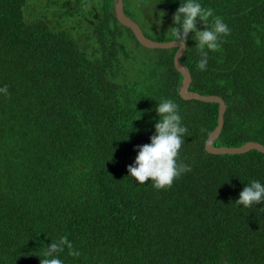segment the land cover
<instances>
[{
    "label": "trees",
    "instance_id": "1",
    "mask_svg": "<svg viewBox=\"0 0 264 264\" xmlns=\"http://www.w3.org/2000/svg\"><path fill=\"white\" fill-rule=\"evenodd\" d=\"M122 1L126 16L139 12L150 25L144 36L172 41L186 0ZM197 2L213 10L209 28L218 16L231 29L206 71L194 33L180 59L189 91L225 102L212 145H264V0ZM30 4L50 18L28 21ZM176 49L142 47L115 19L113 0H0V88L9 93L0 94V264H40L62 236L81 253L65 249L62 264H264V203H235L253 180L264 185V154L205 151L218 104L179 96ZM165 98L188 129L178 162L191 171L156 190L127 168L155 134Z\"/></svg>",
    "mask_w": 264,
    "mask_h": 264
},
{
    "label": "clouds",
    "instance_id": "2",
    "mask_svg": "<svg viewBox=\"0 0 264 264\" xmlns=\"http://www.w3.org/2000/svg\"><path fill=\"white\" fill-rule=\"evenodd\" d=\"M164 12L158 16L163 17ZM213 17L211 8H204L197 0H186L175 11L172 17L174 27H170L172 42L177 49H187L189 33L196 41L200 60L197 68L206 71L208 65V53L221 49L222 37L230 35L231 29L220 17H214L212 27H208V20ZM202 22L205 30L197 29V21ZM160 20H157V24ZM168 30V31H169ZM0 94L8 95V88H0ZM159 120L155 123V134L150 137V143L139 146L134 165L128 166L127 172L139 184H145L149 180L156 190H168L181 174L191 171V167L183 162H178L180 150L188 133V129L182 126V117L179 114V106L171 99H162L155 109ZM238 205L250 208L264 203V185L253 180L239 193ZM68 250V255L78 258L81 253L74 249L72 242L66 236L57 241H52L43 252L40 264H62L59 254Z\"/></svg>",
    "mask_w": 264,
    "mask_h": 264
},
{
    "label": "water",
    "instance_id": "3",
    "mask_svg": "<svg viewBox=\"0 0 264 264\" xmlns=\"http://www.w3.org/2000/svg\"><path fill=\"white\" fill-rule=\"evenodd\" d=\"M114 16L118 23L131 30L135 40L146 49H171L176 48L175 42H156L146 36L139 25L125 15L122 0H113ZM96 14L93 15V19H96ZM92 24V21H89ZM184 49H176L173 65L182 76V83L179 87L178 94L184 100H196L203 103H215L218 104L217 124L213 131L209 134L204 149L208 154L212 155H240L251 150H255L264 154V145L257 142H246L240 147H215L212 145L213 141L219 136L224 122L225 102L222 98L215 95L203 96L195 92L189 91L191 83V75L187 68L181 63L180 59L184 53ZM221 262H224V258Z\"/></svg>",
    "mask_w": 264,
    "mask_h": 264
},
{
    "label": "rangeland",
    "instance_id": "4",
    "mask_svg": "<svg viewBox=\"0 0 264 264\" xmlns=\"http://www.w3.org/2000/svg\"><path fill=\"white\" fill-rule=\"evenodd\" d=\"M47 2H41L40 5L44 6L46 5ZM32 5L30 4L29 7L27 8V11H26V19L28 21H30L32 19L33 16L35 15H38L40 14L39 16H42V15H46L47 19L50 18V15L48 13H45L43 11V8H40V6L34 8V7H31ZM152 10V14H157L159 12L158 9H156L155 7L153 6H150L147 8L146 12L148 10ZM56 17V16H55ZM131 17H133V19L135 20V22L139 25V27L141 28V30H143V32H146L148 30V28L150 27V25H148L145 20L143 19V15L139 12H136V13H132L131 12ZM48 23L51 27H53L51 24H50V21L48 20ZM70 25V24H69ZM149 31H152L151 29ZM157 29L154 30V32H156ZM125 34V32H124ZM125 36V35H124ZM126 41L128 43V46L129 47H132V48H135V50H137L139 53H145V51L141 48V47H138L136 46L135 42L130 39V38H127L126 37Z\"/></svg>",
    "mask_w": 264,
    "mask_h": 264
}]
</instances>
